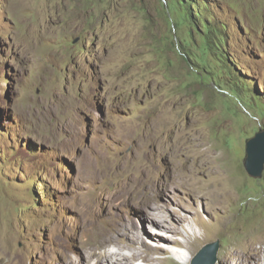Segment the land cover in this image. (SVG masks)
<instances>
[{
	"label": "rangeland",
	"instance_id": "374dc122",
	"mask_svg": "<svg viewBox=\"0 0 264 264\" xmlns=\"http://www.w3.org/2000/svg\"><path fill=\"white\" fill-rule=\"evenodd\" d=\"M261 129L264 0H0V264H264Z\"/></svg>",
	"mask_w": 264,
	"mask_h": 264
},
{
	"label": "bare ground",
	"instance_id": "6f19581e",
	"mask_svg": "<svg viewBox=\"0 0 264 264\" xmlns=\"http://www.w3.org/2000/svg\"><path fill=\"white\" fill-rule=\"evenodd\" d=\"M172 123V119L170 118V116L166 115L164 118H163V121L161 122H156L154 125L155 127L157 128H160L162 129L163 126H168V124ZM163 130V129H162ZM161 130V132H162ZM166 130V129H165ZM157 137V136H156ZM155 139V138H154ZM157 141V140H156ZM209 151V148H206L204 150L201 149V152H208ZM224 154L220 153L218 158H220L222 161H221V165H219V171H220V178L219 180H217L218 182L215 183V185H212V189L210 190V193L212 194V196L214 197H218V196H221V195H228V191H227V187L231 184H233L235 181L238 180V178L236 179V177L234 178L232 172L233 171V168L231 166H229L228 164H226V162L224 161L225 158L223 156ZM179 163V162H178ZM219 163V162H218ZM151 202L150 199H148L147 201V205H149ZM147 205H146V210H147V213L149 214V219L154 216L155 220L152 219L150 220L151 223H153L154 225H161L160 222L158 221L157 217L151 213L148 208H147ZM150 223V224H151ZM262 229V232L259 234V235H252L251 237L247 238L246 239V242L245 244L248 246V247H251V245L253 244H257V243H264V225L261 227ZM105 235H107L108 237H111V235H108L107 233H100L97 238H101V237H104ZM117 238V237H116ZM163 239V240H162ZM160 241H165L164 238H162ZM167 243V242H166ZM133 244V243H132ZM173 250V253L176 255L177 258L180 259V261L182 263H185L187 261H190V258H192V255H191V252L186 249L185 247H182V246H178V247H174L172 248ZM171 250V251H172ZM116 254V253H115ZM121 255L124 256L123 259H125L127 257L126 254L122 253L121 252ZM108 257V256H107ZM120 260V259H119ZM118 260V261H119ZM113 261V260H112ZM116 264V263H115Z\"/></svg>",
	"mask_w": 264,
	"mask_h": 264
},
{
	"label": "water",
	"instance_id": "95a60500",
	"mask_svg": "<svg viewBox=\"0 0 264 264\" xmlns=\"http://www.w3.org/2000/svg\"><path fill=\"white\" fill-rule=\"evenodd\" d=\"M245 168L254 177H260L264 171V129L258 131L246 142ZM217 244H205L192 258L191 264H215Z\"/></svg>",
	"mask_w": 264,
	"mask_h": 264
},
{
	"label": "trees",
	"instance_id": "16d2710c",
	"mask_svg": "<svg viewBox=\"0 0 264 264\" xmlns=\"http://www.w3.org/2000/svg\"><path fill=\"white\" fill-rule=\"evenodd\" d=\"M191 3V2H190ZM193 4V3H192ZM195 4H197V6H199V2L198 1H195Z\"/></svg>",
	"mask_w": 264,
	"mask_h": 264
}]
</instances>
